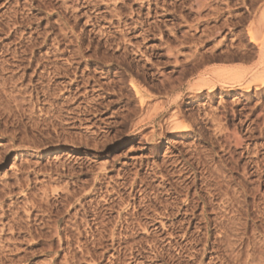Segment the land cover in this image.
Returning <instances> with one entry per match:
<instances>
[{
    "label": "rangeland",
    "instance_id": "rangeland-1",
    "mask_svg": "<svg viewBox=\"0 0 264 264\" xmlns=\"http://www.w3.org/2000/svg\"><path fill=\"white\" fill-rule=\"evenodd\" d=\"M248 30L264 47V0H0V264H264V85L243 88L263 53ZM204 71L242 81L188 93ZM178 95L183 133L169 128ZM60 195L73 207L54 205ZM104 196L114 211L77 228L84 203L94 212Z\"/></svg>",
    "mask_w": 264,
    "mask_h": 264
},
{
    "label": "bare ground",
    "instance_id": "bare-ground-1",
    "mask_svg": "<svg viewBox=\"0 0 264 264\" xmlns=\"http://www.w3.org/2000/svg\"><path fill=\"white\" fill-rule=\"evenodd\" d=\"M66 1V0H65ZM203 7H205V6H203ZM247 33H248V36H249V41H250V43L251 44H253V45H255V47H258V49H259V51H260V53H263V55L262 54H260V59H261V62L260 63H258L257 65L258 66H260V68H262V75L260 76V77H258V78H256V79H254L252 82H251V84H247L246 86H244L243 88H244V90H249L252 86L253 87H255L256 89H257V86H262V85H264V47H263V45H261V44H259V43H257L256 42V40L252 37V35H251V32L248 30L247 31ZM78 44H79V42H78ZM254 47V46H253ZM252 52V51H251ZM249 54H250V52H248ZM258 53V52H257ZM251 54H253V52L251 53ZM254 55V54H253ZM249 57V56H248ZM199 65H200V63H197V65H196V67H198L199 68ZM67 71V70H66ZM202 74V76L201 77H205V75L207 74L205 71L204 72H202L201 73ZM200 74V75H201ZM228 75H230V71H221V72H219V73H216V74H214V75H212L211 77H205V78H201L198 82H196V83H188L187 85H186V89H187V92L188 93H190V94H194V95H196V94H199L200 93V91H203V90H207L208 92H211L212 90H214L216 87H220V88H224L225 90H227L229 87H230V84L231 83H236V84H241V81L242 80H239V79H231V80H233V82L231 81H227L226 80V77L228 76ZM213 77V78H212ZM238 85V86H239ZM35 86V85H34ZM35 87H37V86H35ZM49 88V87H48ZM181 88H182V86L181 85H178L177 87H173L172 89H171V93H175L176 91L178 92H180V90H181ZM131 89L134 91V93H135V95L139 98V104H140V107H143V106H145L146 105V96L145 95H143V94H141V92L138 90V88H137V86L135 85V84H131ZM34 90V89H33ZM38 90V89H37ZM39 91V90H38ZM48 91V90H47ZM47 91H45L46 93H47ZM37 93V92H36ZM38 94V93H37ZM41 94H42V92H41ZM44 94V93H43ZM1 95V94H0ZM37 96V95H36ZM1 97V96H0ZM5 97V96H4ZM10 97V96H9ZM12 97H14V96H12ZM38 97V96H37ZM49 97V96H48ZM47 97V98H48ZM180 97H181V95H178V96H176V98L174 99V100H172V102L169 104V106H175L176 107V111L175 112H173V114H172V116H171V118L173 119V123H174V121H178V120H180L181 121V119H184L185 118V116H184V112L180 109V107H178L177 106V103H178V101H179V99H180ZM11 98V97H10ZM9 98V99H10ZM39 98V97H38ZM2 99V98H1ZM8 99V98H7ZM9 99L7 100V101H9ZM36 99V98H35ZM4 100V99H3ZM2 100V101H3ZM12 102H14L15 104V107H13L14 109L12 110V108H11V110L13 111V112H17V113H19V114H21V115H23V114H25V111L23 110V103H25L26 101L25 100H23V101H25V102H23V103H21V101L22 100H19V102H18V99L16 100V97H14V98H11L10 99ZM44 100V99H43ZM40 101V99L38 100V102ZM4 102H5V100H4ZM3 102V103H4ZM12 102H8V103H10L11 105H13L12 104ZM37 101H36V103H38ZM44 102V101H43ZM40 103V102H39ZM6 104H7V102H6ZM26 104V103H25ZM13 105V106H14ZM30 106V105H29ZM11 107V106H10ZM9 109V108H8ZM7 109V111H10V110H8ZM25 109V108H24ZM29 109V108H28ZM41 110V109H40ZM40 110H39V112H40ZM29 111V110H28ZM57 113V112H56ZM2 114H4V113H2ZM7 114H9V112L7 113ZM10 114H13V113H10ZM9 114V116H11L12 117V115H10ZM15 114V113H14ZM50 114V113H49ZM84 114V113H83ZM16 115H18V114H15V117H18V116H16ZM26 115H27V111H26ZM25 115V116H26ZM29 115H30V113H29ZM45 115V114H44ZM53 115H54V113H53ZM3 116V115H2ZM30 116H32V114L30 115ZM29 116V118H33V117H30ZM1 117V116H0ZM7 116L5 115V118H6ZM14 117V118H15ZM55 117V116H54ZM10 118V117H9ZM13 118V117H12ZM24 118V117H23ZM26 118V117H25ZM28 118V119H29ZM56 118V117H55ZM58 118H60V117H58ZM57 118V119H58ZM17 119V118H16ZM43 119V118H42ZM212 119L213 118H211L210 119V121H212ZM6 120H8V119H6ZM55 120V119H54ZM18 121V120H17ZM29 121H31V119H29ZM33 121V120H32ZM41 121V120H40ZM184 121V120H183ZM183 121H182V123H174V124H172V125H170V130L171 131H173V132H180V133H183V132H187V131H190L191 129H192V126H190V125H186V124H183ZM213 121H215V120H213ZM19 122V121H18ZM20 122H22V120L20 121ZM5 123V122H4ZM33 123V122H32ZM34 123H35V121H34ZM38 123V122H37ZM37 123H36V125H37ZM40 123V122H39ZM44 123V122H43ZM7 124H8V122H7ZM200 124V123H199ZM35 125V124H34ZM41 125V124H40ZM4 126V125H3ZM22 126V125H21ZM39 126V125H38ZM26 126L24 125V128H25ZM161 127V126H160ZM167 127V126H166ZM201 129H203V128H201ZM225 130V129H224ZM0 132H2V131H0ZM56 132V131H55ZM201 132V131H200ZM199 132V133H200ZM6 133V132H5ZM224 133V132H223ZM227 133V132H226ZM229 133H230V131H229ZM231 133H232V131H231ZM228 134V133H227ZM239 134V133H238ZM1 135V134H0ZM230 135V134H229ZM229 135L227 136V138L226 137H224V138H226V141H229ZM233 135H234V146L237 148H240L241 146H242V143H243V139H242V137H240V136H237V134H235V132L233 133ZM233 135L232 136H230V139H231V137H233ZM4 136H5V134H4ZM9 136H11V135H9ZM155 136V133L154 132H152L151 133V138L153 139V137ZM225 136V135H224ZM7 137V136H6ZM13 138H9V140H11V141H14L15 142V137L14 136H12ZM59 137V136H58ZM3 138H5V137H3ZM48 138V137H47ZM217 138V137H216ZM7 139V138H6ZM19 140V139H18ZM46 140V139H45ZM216 140V139H215ZM225 140V139H224ZM56 141V140H55ZM226 143H228V142H226ZM230 143V142H229ZM15 144H16V142H15ZM226 145V144H225ZM14 146V145H13ZM214 146V145H213ZM15 147V146H14ZM81 149V148H80ZM80 149L79 148H74V150L75 151H80ZM73 150V151H74ZM6 152V151H5ZM7 153V152H6ZM79 153V152H78ZM244 153H246V154H249L250 152L246 149V150H244V152L243 153H241L240 155H243ZM228 154L230 155L229 157L231 158V159H233L234 158V156L236 155L235 154V152L234 151H228ZM227 154V155H228ZM183 156V155H182ZM183 158V157H182ZM4 159H6V156H5V158ZM221 159V158H220ZM225 160V159H224ZM185 161H187V160H185ZM236 161V160H235ZM2 162H4V160L2 161ZM184 162V161H183ZM223 162V161H222ZM223 163H225V162H223ZM187 164H188V162H187ZM184 165H186L185 163H184ZM189 165V164H188ZM222 165V164H221ZM230 165V164H229ZM247 165L248 164H244L243 166H242V169H243V172L245 173V176H250V174H249V172L247 171ZM255 165V164H254ZM32 166V165H31ZM29 167V166H28ZM63 167V166H62ZM223 167V166H222ZM233 167V166H232ZM31 168H33V167H31ZM63 168H65V166L63 167ZM30 169V168H29ZM44 169V168H43ZM42 169V170H43ZM35 170V169H34ZM40 170V169H39ZM59 170V169H58ZM56 171V172H58L59 173V171L61 172L62 170H59V171ZM65 170V169H64ZM71 170V169H70ZM192 170V169H191ZM36 171V170H35ZM41 171V170H40ZM182 171H184V170H182ZM31 172V171H30ZM33 172V171H32ZM51 172V171H50ZM71 172H72V170H71ZM36 173V172H35ZM57 173V174H58ZM69 173V172H68ZM193 173V172H192ZM46 174H48V173H46ZM56 174V173H55ZM194 175H196L195 173H193ZM229 174V173H228ZM49 175V174H48ZM52 175V174H51ZM60 175V174H59ZM61 175H62V173H61ZM71 175V174H70ZM193 175V176H194ZM22 176V175H21ZM20 176V177H21ZM57 176V175H56ZM23 177V176H22ZM49 177V176H48ZM170 177V176H169ZM195 178V177H194ZM49 179H50V177H49ZM96 179H98V177L96 178ZM104 179V178H103ZM231 180V179H230ZM18 181H20V180H18ZM55 181H56V179H55ZM95 181V180H94ZM99 181H101V179L99 180ZM144 181V180H143ZM25 182V181H24ZM23 182V183H24ZM103 182V181H102ZM18 183V182H17ZM20 183H22V180L20 181ZM28 183V182H27ZM96 183V182H95ZM104 183V182H103ZM134 183V182H133ZM171 183V182H170ZM26 184V183H25ZM123 184V183H122ZM125 184V183H124ZM136 184V183H135ZM29 185V184H28ZM20 186H23V185H20ZM46 186H47V184H46ZM45 186V187H46ZM49 186V185H48ZM95 186V185H94ZM93 186V187H94ZM97 186V185H96ZM117 186H119V187H121V186H123V185H121V184H118ZM172 186V185H171ZM24 187V186H23ZM129 187V186H128ZM128 187H127V190H128ZM19 188V187H18ZM34 187H32V189H33ZM48 188V187H47ZM95 188V187H94ZM97 188V187H96ZM123 188V187H122ZM173 188V187H172ZM11 189V188H10ZM23 189V188H22ZM28 188H26L25 190H27ZM35 189V188H34ZM44 189V188H43ZM42 189V190H43ZM117 189H119L120 190V188H118L117 187ZM134 189H135V186H134V184H131L130 185V187H129V192L130 193H133L134 192ZM44 190H46V189H44ZM77 190H79V189H77ZM97 190L98 189H96V190H94V191H96L97 192ZM113 190V189H112ZM119 190L116 192V195L115 196H117V198H119L120 200H121V202L124 200L123 198H122V195L120 194V192H119ZM53 191H54V189H53ZM57 190H55L54 192H56ZM62 191V190H61ZM81 191V190H80ZM93 191V192H94ZM99 191H101V190H99ZM113 191H116V189L115 190H113ZM43 192V191H42ZM44 192H47V190L46 191H44ZM44 192L42 193L43 195H45L44 194ZM49 192V191H48ZM65 191H63V195L65 194L64 193ZM83 192V191H82ZM81 192V193H82ZM86 192V191H85ZM84 192V194H85V196H82V198H83V200H84V198H86V193ZM88 192H91L90 190L89 191H87V194H88ZM111 192V191H110ZM22 193H24V190H22ZM52 193V192H51ZM71 193V192H70ZM80 193V194H81ZM95 193V192H94ZM33 194V193H32ZM55 194H58V193H55ZM73 194H76V193H73ZM79 194V193H78ZM110 194V193H109ZM113 194H114V192H113ZM113 194H111V195H113ZM139 194V193H138ZM30 195V194H29ZM77 195V194H76ZM94 195V194H93ZM46 196H48V195H46ZM61 196V195H60ZM59 196V197H60ZM108 196H110V195H108ZM114 196V195H113ZM128 196V195H127ZM132 196H134L133 194L132 195H129V197H131V198H133L132 199V201H134L133 202V205L134 204H136V202H135V198L134 197H132ZM155 196V195H154ZM57 197V196H56ZM55 197V198H56ZM66 197V196H65ZM64 196H63V198H62V196L59 198L60 199V201H58L57 202V204H54V205H62V203L61 202H64L65 203V205L68 203V199L70 198L71 200H70V202L72 201V196L70 197V196H67V198L66 199H64L65 198ZM74 197H76V196H74ZM148 197V196H147ZM78 198V196L75 198L76 200H75V204H76V202H81V199L82 198H80V200H78L77 199ZM102 198H103V196H102ZM107 198V197H106ZM154 198V197H153ZM52 199V198H51ZM143 199H145V198H143ZM142 199V200H143ZM32 200V201H31ZM30 201L31 202H33V198L31 199ZM36 200V199H35ZM47 200H48V198H47ZM46 200V202H48ZM125 200H127V199H125ZM128 200H129V198H128ZM150 200H151V198H150ZM158 200V199H157ZM37 201V200H36ZM74 201V200H73ZM87 201V200H86ZM105 201V202H104ZM104 203H102L103 205H100L99 204V206H96V209H94V212H92L91 211V206L90 205H88V204H91V203H87V202H85L84 203V205L82 206V217H81V220H80V223L79 222H77V221H75V225H76V227L78 228L79 227V229H80V226L82 225H84L83 227H87L88 229H91L90 228V222H89V220L88 219H90L91 218V215L93 216V218H92V220L91 221H93V222H96V221H98V219L100 220V218L102 219V218H104L105 216H108V215H110L109 213H111L112 211H114V206H113V204H114V202L116 201L115 199H113L112 198V200H110V198H107V199H105V196H104ZM144 201V200H143ZM147 201H149V200H147ZM39 202V201H38ZM43 202V201H42ZM41 201L39 202V203H42ZM129 202H131V201H128L126 204H125V206H126V208L127 207H129V208H131V206L132 205H130L131 203H129ZM139 202H141L140 200H139ZM152 202V201H151ZM156 202V201H155ZM34 203V202H33ZM33 203H31L32 205V207H35L36 209H42V207L40 206V205H36L35 203V206H34V204ZM51 203V202H50ZM54 203V202H53ZM52 203V204H53ZM61 203V204H60ZM82 203H83V201H82ZM144 203V202H143ZM43 204V203H42ZM47 204V203H46ZM73 204V203H72ZM208 204V203H207ZM68 205H69V207H71L72 205L70 204V203H68ZM71 205V206H70ZM105 205H106V207H105ZM114 205H116V203L114 204ZM141 205V204H140ZM144 205H146V204H144ZM148 205V204H147ZM43 206V205H42ZM50 206V205H49ZM151 206V205H150ZM210 206V205H209ZM30 207V206H29ZM44 207V206H43ZM57 208H58V206H56ZM73 207V206H72ZM93 207V206H92ZM95 207V206H94ZM137 207V206H136ZM142 207V206H141ZM149 207V206H148ZM148 207H147V209H148ZM45 208H47V207H45ZM50 208V207H49ZM53 208H54V206H53ZM64 209L62 210V211H64L66 208L65 207H63ZM77 208V207H76ZM75 208V209H76ZM173 208V207H172ZM35 209V210H36ZM44 209V208H43ZM51 209V208H50ZM61 209H62V207H61ZM72 209V208H71ZM128 209V208H127ZM135 209V208H134ZM133 209V210H134ZM140 209V208H139ZM139 209H137V210H139ZM52 210V209H51ZM68 210V209H67ZM79 210H80V208H79ZM78 210V211H79ZM93 210V209H92ZM132 210V211H133ZM42 211V216H43V214H49V217H50V214H52L53 213V211H49V210H41ZM76 211V210H75ZM66 212V211H65ZM69 212V211H68ZM77 212V211H76ZM80 212V211H79ZM149 212V211H148ZM147 212V213H148ZM38 213V212H37ZM60 213H61V211L60 210H57V211H55L53 214H55V216L56 217H60L59 215H60ZM120 213V212H119ZM128 213V212H127ZM131 213V212H130ZM129 213V214H130ZM142 213V212H141ZM46 214V215H47ZM63 214V213H62ZM76 214H78V213H76ZM46 215H44V216H46ZM125 215V214H124ZM132 215V214H131ZM133 215H135V216H137V215H140V214H134L133 213ZM143 215V214H142ZM145 215V214H144ZM43 216V217H44ZM71 216V215H70ZM123 216V215H122ZM42 217V218H43ZM47 217V216H46ZM69 217V216H68ZM110 217V216H109ZM108 217V218H109ZM132 217V216H131ZM140 217V216H139ZM38 218V217H37ZM45 218V217H44ZM107 218V217H106ZM116 218L117 219H121V217H120V214H118V217L116 216ZM127 218V217H126ZM125 218V219H126ZM129 218V217H128ZM147 218V217H146ZM150 218H151V216H150ZM149 218V219H150ZM47 219V221H48V218H46ZM52 218H50L49 220H51ZM69 219H70V217H69ZM117 219H116V221H117ZM130 219V218H129ZM129 219H127V220H129ZM134 219V218H133ZM136 219V218H135ZM153 219V218H152ZM155 219V218H154ZM153 219V220H154ZM158 219V218H157ZM39 220V219H38ZM40 220L42 221L43 219H41V217H40ZM58 221H56V223H59V219H57ZM61 220V219H60ZM103 220V219H102ZM132 220V219H131ZM131 220H129L130 221V223H131ZM141 220H143V218L141 219ZM141 220H140V222L138 223V221H137V223H138V225L141 223ZM69 221V220H68ZM73 220H71V222H72ZM104 221V220H103ZM112 221V220H111ZM110 221V222H111ZM115 221V222H116ZM124 221V220H123ZM145 221V220H144ZM156 221V220H155ZM51 222V221H50ZM99 222V221H98ZM109 222V221H108ZM107 222V223H108ZM114 222V225L116 224ZM125 222V221H124ZM122 223V225L123 224H127V222H125V223ZM133 222V221H132ZM143 222V221H142ZM147 222V221H146ZM146 222H145V225H146ZM43 223V222H42ZM52 223V222H51ZM54 223V222H53ZM74 223V221L72 222V224ZM92 223V222H91ZM97 223V222H96ZM113 223V222H112ZM152 223V222H151ZM159 223H161L160 221H159ZM48 224V223H47ZM93 224H95V223H93ZM98 224V223H97ZM104 224V223H103ZM102 224V225H103ZM121 224V223H120ZM129 224V223H128ZM127 224V225H128ZM150 224V223H149ZM40 225V224H39ZM99 225V224H98ZM101 224H100V226H102ZM105 225V224H104ZM132 225H133V223H132ZM140 225H142V224H140ZM151 225V224H150ZM32 226V225H31ZM34 226V225H33ZM44 226H45V223H44ZM52 226V225H51ZM73 226V225H72ZM97 225H95L94 227L95 228H98V227H96ZM116 226V225H115ZM75 227V226H74ZM75 227V228H76ZM127 227V226H126ZM135 227V226H134ZM133 227V228H134ZM137 227H139V226H137ZM141 227V226H140ZM33 228V227H32ZM66 230H67V228H68V226L66 225ZM69 228H70V225H69ZM94 228V229H95ZM114 228V227H113ZM112 228V229H113ZM120 228V227H119ZM118 228V229H119ZM130 228V227H129ZM128 228V229H129ZM78 229V230H79ZM86 229V228H85ZM93 229V230H94ZM111 229V230H112ZM123 229V228H122ZM125 229V228H124ZM140 229H144L143 227H141ZM52 230H54V229H52ZM70 230V229H69ZM101 230V229H100ZM99 230V231H100ZM105 230V229H104ZM107 230V229H106ZM110 230V231H111ZM130 230V229H129ZM134 230V229H133ZM29 231V230H28ZM103 230H101V232H102ZM119 231V230H118ZM122 231V230H121ZM126 231V230H125ZM128 231V230H127ZM135 231V230H134ZM134 231H132L131 230V232H134ZM144 231V230H143ZM172 231V230H171ZM31 232V231H30ZM101 232L99 233V235H101ZM105 232H107V231H105ZM130 232V233H131ZM145 232H147V230L145 231ZM183 232H184V230H183ZM78 233H80V232H78ZM77 233V234H78ZM98 233V232H97ZM103 233V232H102ZM54 234H57V235H59L60 234V230H59V228L58 227H56L55 228V233ZM65 234V236H66V233H64ZM87 234V233H86ZM121 234V233H120ZM93 235V234H92ZM95 235V234H94ZM110 235V234H109ZM108 235V238L110 239V241H111V243L113 244L114 242L116 243V241H117V239H115V237H114V233H113V231L111 232V237ZM131 235V234H130ZM150 235V234H149ZM170 235V234H169ZM70 236V235H69ZM72 236H73V232H72ZM74 236H75V234H74ZM80 236H83V235H80ZM88 236H90V235H88ZM101 236H103V235H101ZM105 236V235H104ZM103 236V237H104ZM121 236V235H120ZM119 236V237H120ZM134 236H136V235H134ZM71 237V236H70ZM84 237H87V236H84ZM93 237V236H92ZM106 237V236H105ZM122 237V236H121ZM126 237H127V235H126ZM58 238H60V235H59V237ZM78 238H79V235H78ZM88 238V237H87ZM153 238V237H152ZM156 238V237H155ZM86 239V238H85ZM96 239V242H104L103 240H104V238H100L99 240L97 239V238H94V240ZM107 239V238H106ZM119 239V238H118ZM130 239H131V237H130ZM61 240V239H60ZM74 240H75V242H79V239H73V237L72 238H65V242L64 243H71V242H74ZM83 240V239H82ZM81 240V241H82ZM98 240V241H97ZM133 240V239H132ZM81 241H80V243H81ZM93 241V240H92ZM135 241V240H134ZM60 242V241H59ZM87 242H88V239H87ZM91 242V241H90ZM120 242H126V239L125 240H123L122 239V241H120ZM133 242V241H132ZM60 243H62V241L60 242ZM95 243V242H94ZM105 243H107V242H105ZM127 243V242H126ZM142 243V242H141ZM84 244V241L82 242V245ZM91 244H93V243H91ZM102 244V243H101ZM101 244H100V246H101ZM124 244V243H123ZM79 245V244H78ZM81 245V244H80ZM99 245V244H98ZM104 245V244H103ZM120 245H121V243H120ZM136 245V244H135ZM69 246V245H68ZM71 246V245H70ZM112 246V245H111ZM124 246V245H123ZM127 246V245H126ZM98 247V246H97ZM119 247V246H118ZM133 247V246H132ZM137 249V248H136ZM83 250V249H82ZM120 251V250H119ZM130 251V250H129ZM128 251V252H129ZM133 251V250H132ZM90 252V251H89ZM139 252V251H138ZM132 253V252H131ZM86 255L87 254H92V253H85ZM134 254V253H133ZM141 254V253H140ZM92 255H94V254H92ZM92 255H91V257H92ZM137 255V254H136ZM88 256H90V255H88ZM130 256H131V254H130ZM129 256V257H130ZM95 257V256H94ZM94 257H93V259H94ZM115 257V256H114ZM134 257H135V255H134ZM162 257V256H161ZM89 258V257H88ZM99 258V257H98ZM143 258V257H142ZM86 259V258H85ZM91 260H92V258H90ZM129 259H131V258H129ZM133 260V259H132ZM138 260V259H137ZM143 260V259H142ZM129 261V260H128ZM131 261V260H130ZM130 261L128 262V263H130ZM90 262V261H89ZM94 262V261H93ZM119 262V261H118ZM123 263H125V262H123ZM138 263V262H137ZM140 263V262H139ZM92 264V263H91Z\"/></svg>",
    "mask_w": 264,
    "mask_h": 264
}]
</instances>
